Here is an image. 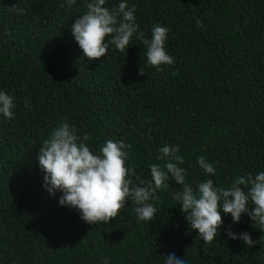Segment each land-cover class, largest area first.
Instances as JSON below:
<instances>
[{
  "label": "trees",
  "instance_id": "16d2710c",
  "mask_svg": "<svg viewBox=\"0 0 264 264\" xmlns=\"http://www.w3.org/2000/svg\"><path fill=\"white\" fill-rule=\"evenodd\" d=\"M126 2L146 37L154 24L170 30L173 65L149 66L135 36L126 55L110 46L106 57L84 58L70 29L86 0L71 11L59 6L65 0H0V90L15 103L13 120L0 114V264H164L171 253L187 264H264V232L247 214L238 223L222 214L220 234L204 244L172 198L181 187L171 177L149 224L129 201L114 220L90 225L58 204L61 193L44 189L39 149L65 118L92 137L93 151L107 139L130 145L135 185L151 180L149 164L163 163L156 158L164 144L179 146L194 188L206 179L227 188L264 171V0ZM200 156L215 176L200 169ZM229 228L262 242L245 247Z\"/></svg>",
  "mask_w": 264,
  "mask_h": 264
},
{
  "label": "clouds",
  "instance_id": "9594fccd",
  "mask_svg": "<svg viewBox=\"0 0 264 264\" xmlns=\"http://www.w3.org/2000/svg\"><path fill=\"white\" fill-rule=\"evenodd\" d=\"M76 3L77 0H65L59 6L71 11ZM85 8L70 29L84 58L99 60L106 57L110 46L125 52L135 36L144 46L149 66L161 71L162 66L175 63L166 51L170 30L154 24L150 38L146 37L136 22L135 5L129 7L126 0H121L117 7L110 9L106 0H86ZM19 11L22 15L23 10ZM196 26L203 27L202 21L196 20ZM24 107L31 110L29 98H25ZM14 108L13 96L0 90V114L13 120ZM91 139L88 133L78 135L76 126L65 118L49 130L38 155V164L44 173V189L50 196L61 193L58 204L76 209L85 223L107 224L131 201L137 220L149 224L157 215L154 202L159 199L158 191L169 187L167 182L171 177L181 187V191H173L172 198L178 201L190 229L198 232L204 244L213 242L220 234L223 215H230L233 223H238L241 215L247 214L252 225L264 232V171L236 176L227 188L216 186L212 179L198 182L194 188L186 182L179 146L164 144L158 149L156 158L163 163L149 164L151 180H141L135 185L129 179L130 172L126 167L128 152L125 149L131 146L107 139L98 151H93L87 143ZM197 164L205 174L215 176L214 165L204 156L198 157ZM132 175L136 174L133 172ZM136 179L139 180V176ZM226 231L229 239H239L245 247L262 242L261 238L253 241L247 232L236 234L230 228ZM103 264H109L108 258ZM164 264H187V261L171 253L165 255Z\"/></svg>",
  "mask_w": 264,
  "mask_h": 264
}]
</instances>
